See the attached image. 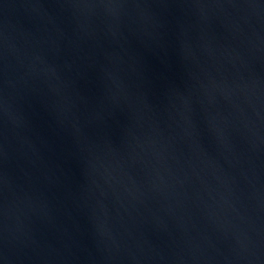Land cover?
I'll list each match as a JSON object with an SVG mask.
<instances>
[{
    "label": "water",
    "instance_id": "95a60500",
    "mask_svg": "<svg viewBox=\"0 0 264 264\" xmlns=\"http://www.w3.org/2000/svg\"><path fill=\"white\" fill-rule=\"evenodd\" d=\"M0 264H264V0H0Z\"/></svg>",
    "mask_w": 264,
    "mask_h": 264
}]
</instances>
